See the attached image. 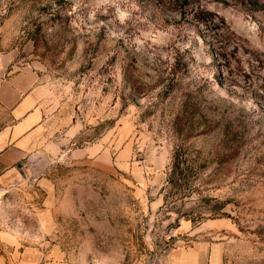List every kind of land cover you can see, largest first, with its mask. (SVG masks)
I'll list each match as a JSON object with an SVG mask.
<instances>
[{"label":"rangeland","instance_id":"rangeland-1","mask_svg":"<svg viewBox=\"0 0 264 264\" xmlns=\"http://www.w3.org/2000/svg\"><path fill=\"white\" fill-rule=\"evenodd\" d=\"M24 67L44 125L0 169V264H264V0H0Z\"/></svg>","mask_w":264,"mask_h":264},{"label":"crops","instance_id":"crops-1","mask_svg":"<svg viewBox=\"0 0 264 264\" xmlns=\"http://www.w3.org/2000/svg\"><path fill=\"white\" fill-rule=\"evenodd\" d=\"M2 75L0 70V107L13 119L11 125L0 131V169L6 170L27 158L44 124L38 104L39 79L33 68H21L7 77ZM223 224L212 220L204 231L215 230ZM217 249L215 244L208 247L205 240H193L187 248L173 250L166 264H214ZM22 260L27 264H66L46 258L34 260L30 252H25Z\"/></svg>","mask_w":264,"mask_h":264}]
</instances>
